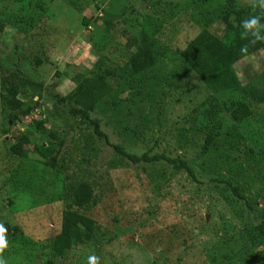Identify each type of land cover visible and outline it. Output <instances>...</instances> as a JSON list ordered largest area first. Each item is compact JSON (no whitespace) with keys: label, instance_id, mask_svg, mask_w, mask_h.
I'll return each instance as SVG.
<instances>
[{"label":"rangeland","instance_id":"rangeland-1","mask_svg":"<svg viewBox=\"0 0 264 264\" xmlns=\"http://www.w3.org/2000/svg\"><path fill=\"white\" fill-rule=\"evenodd\" d=\"M235 2L240 7L254 6L264 13L259 0ZM14 3L15 0H0L2 15L11 20L24 22L25 19L32 27L27 30L28 35L21 28H12L0 36L2 69L16 66L23 77L43 85L46 90L43 94L65 98L75 88L72 78L90 70L99 58L103 70L114 72V79L110 80L113 88L111 99H121L126 103L122 115L117 109L105 113L103 106L91 114L92 118L100 120L108 145L104 140L93 137L89 125L75 123L63 104L57 110L64 114L61 119L52 118L48 102H41L38 109L19 123H13L9 121V111L0 99V224L18 230L16 234L5 233L8 247L3 257L7 264H88L91 255L98 256V264H211L212 257H217L218 264H264V257L259 256L262 248L252 250L239 243V237H235V242L231 241L229 246L222 244L236 227L231 225V220L238 222L235 217L240 210L236 206L224 202L228 205L225 207L228 216L222 218L223 223L216 218L218 230L209 238L190 232L181 235L175 209L159 197L157 184L153 183L158 169L119 163L114 160L116 157L110 146L125 145L127 139L122 130L135 128L136 136L141 134L147 146L139 143L134 147V153L148 151L152 141L158 140L151 154L165 153L183 158L196 154L197 149H187L189 146L186 150L179 149L180 143L171 133L178 126L182 127L185 121L189 122L186 128H192V134L188 138L193 137L189 140L193 142L194 132L203 126L201 114L208 109L213 96L195 76L178 65L169 66L163 58L151 72L132 76L128 70L132 52L125 44L127 37L139 38L142 33L153 38L152 30L161 26V36L157 37L161 51L183 46L194 35V29L197 30L195 22L200 15L216 22L209 30L221 37L223 31L219 19L225 0H22V5ZM190 3L194 5L188 10ZM84 19L90 20L87 26L83 24ZM105 21L112 23L113 31L105 30ZM37 60L40 64H36ZM235 71L244 82L246 78L250 80L251 76L264 73L263 54L244 59L235 66ZM128 83L134 87L127 88ZM136 86L140 87L137 89ZM31 95L27 90L26 98L20 99L28 101L33 98L36 102L37 98ZM228 97L227 93L218 95V104ZM132 104H136L143 115L154 112L153 121L147 127L142 125L143 116L137 117L130 112ZM157 109L162 110L160 117L155 116ZM42 120H46L44 131L37 128V122ZM232 123L228 119L225 125L229 127ZM6 124L10 126L8 131ZM242 129L244 143L239 144L241 154L236 156L238 158L232 152L223 154L237 163L216 165L201 159L196 166L215 172L219 178L228 177L229 172L234 174L235 168L241 170L246 167L247 159H250L243 155L247 146L258 151L264 145V112L247 121ZM26 132L30 138V145L24 149L26 157L13 156L10 147ZM49 132L59 139L67 135L55 170L48 167L49 162L46 166L40 163L38 155L40 152L45 154L41 148L50 149L46 143ZM201 142L199 140L198 144ZM235 163L239 165L235 166ZM261 171V175L254 173L249 176L246 179L248 184L243 180L240 184L246 188L247 196L259 203V215H264V168ZM66 177L93 185L97 203L87 216L100 227L97 238H101L100 234L116 232V229L129 230L99 252L93 244L83 249L73 247L55 260L51 246L63 209L58 200L67 184ZM165 185L161 182L159 186ZM216 192L221 199L228 194L223 188H217ZM156 208L158 212L149 225L139 231L130 229L143 222L147 212L152 213ZM204 217L207 221L211 219L209 215ZM114 219L118 222L115 223ZM216 246L218 251L213 249Z\"/></svg>","mask_w":264,"mask_h":264},{"label":"trees","instance_id":"trees-1","mask_svg":"<svg viewBox=\"0 0 264 264\" xmlns=\"http://www.w3.org/2000/svg\"><path fill=\"white\" fill-rule=\"evenodd\" d=\"M3 1L11 2V0ZM20 2L22 0H15L16 4H20ZM193 5L194 3H190L187 6L188 10ZM253 7L250 5L240 7L235 0H225L224 5L221 7L219 19L223 31L221 37L216 36L209 30L216 22L213 23L207 16L200 15L199 20L195 22L198 31L194 29L195 33L190 37V40L183 46L173 47L165 51L160 50L162 46L157 42V37L161 36V26L152 30L153 38L144 33L139 38L127 37L125 47L132 52L128 61V70L132 76L136 77L151 72L156 68L158 61L163 58L169 66L178 65V67H183L190 75L195 76L199 84L213 96V101L211 100L208 109L204 111L203 115L201 114L203 126L200 130L194 132L196 136L193 142H189L190 138L193 137L188 138L190 133L192 134V128H186L190 124L189 122L185 121L182 127L178 126L171 133L179 141V149L186 150L189 146L187 149H197L195 155L188 154L189 157L183 158L178 155L173 157L165 153L151 154L157 147L158 140L152 141V145L147 147L148 151L142 154L134 153L133 149L139 143L147 146L146 140L141 134L136 136L137 131L135 128L122 130L127 139L125 145L110 144V146L116 157L114 160L117 159L119 163L136 167L139 165L154 166L156 167L153 168L154 170L158 169L156 170V181H153V183L157 184L159 197L165 200L166 202H164L168 203L172 209H175L177 225L182 230L181 235L188 232L192 235L204 234L202 237L207 238L214 235L218 230L215 220L218 218L222 222L224 221L222 218L228 216L225 208L228 205H225L224 202H229L240 211L237 214L238 217H235L238 222L236 223L235 220L230 222L231 225H236V227H233L234 231L222 244L229 246L230 243L235 242V237H239L241 241L239 243L247 245L252 250L262 248V253L259 256L263 258L264 215H259L257 210L259 203L247 196L245 193L246 188L240 184V181L243 180L248 184L246 179L249 176L254 173L262 174L264 145L258 151L247 146L243 154L245 158H250L247 159V166L241 170L235 168V173L229 172V176L226 178H219L215 172L208 169L202 170L196 166L197 161L201 159L211 161L216 165L217 163L233 165L232 162H236V160L229 159L227 155L224 156L223 154H225V151L232 152L234 157L238 158L236 156L241 154L239 144L244 143V137L241 133L244 124L264 112V73L251 76L252 79L250 80L246 78L244 82L235 71V66L244 59L258 53L264 56V41L254 42L250 36H242L244 31L242 22L244 20L258 15L261 18V23H264V13ZM89 23V19L83 20L85 26ZM31 27L30 21L27 22L25 19L24 22L19 19L11 20L0 12V36L7 29L17 30L21 28V31L23 30L26 33L27 30H31ZM103 27L106 31H113L111 22L105 21ZM26 34L28 35V32ZM98 59L90 70L83 74H76L72 78L75 88L65 98L57 95L48 97V93L43 94L45 90L43 85L31 82L23 77L16 66L4 69L0 66V99L9 111V121L19 123L23 118L38 109L41 102H48L51 107L49 112L52 118L61 119L64 114L57 110L60 109L59 105L63 104L69 117H72L75 123L89 125L93 137L100 141L104 140L105 144H108V137L101 130L100 120L92 118L91 114L96 108L100 109L103 106L105 113H112L117 109L119 114L122 115L124 103L126 102L121 99L117 101L111 99L110 95L113 88L110 85V80L114 79V72L103 70L101 68L102 62ZM36 64H40V60H37ZM58 76L59 74L56 77ZM131 86L129 83L126 84L127 88L134 87ZM138 87L140 86L135 88L138 89ZM27 90L31 91V97L37 98L36 102L33 101V98L28 101L20 99V97L26 98ZM221 93H227L229 97L218 104L217 96ZM240 95L242 96L239 97ZM157 111H155V116L160 117L162 110L157 109ZM130 112L136 114L137 117L138 115L143 116L142 125L144 128L153 121L154 112L153 114L143 115L142 112H139L136 104H132ZM228 119L233 123L231 126L226 127L225 123ZM45 122L46 120L37 122V128L44 131L43 125ZM9 128L10 126L6 124L7 131ZM5 132L4 134H6ZM66 138L67 135H62L59 139L56 134L49 132L46 143L50 149L43 150L41 148L43 152L45 151V154L41 152L38 154L40 163L46 166L49 162L48 167L55 170L62 150L65 148ZM199 140H202L201 145L198 144ZM28 145H30V138L26 132L15 139L14 144L10 147V152L13 156L25 158L24 149ZM222 148H225V150L223 151ZM35 151L38 153L37 150ZM46 152H50V154H46ZM250 161H254V163L252 164ZM238 165L239 163L235 166ZM66 180L67 184H65L58 200L63 204V209L57 223L58 232L53 237L51 246L53 259L63 257L73 247L83 249L91 244L96 246L95 250L99 252L103 246L109 245L118 238V235L122 236L128 233L129 229H116V232L100 234L101 238H97L100 227L87 216L89 210L97 203L94 197L93 185L74 177H66ZM159 182H164L166 185L160 187ZM217 188H223L227 191L228 194L223 198L224 200L217 195ZM157 212V208L152 213L147 212L146 219L130 229L135 231L143 229V227L149 225L150 221L154 220L153 218ZM204 215H209L211 219L207 221ZM114 222L117 223L118 220L114 219ZM3 226L7 229L6 233L10 231V234H16L18 232L17 228H9L7 224H3ZM239 243L238 246H240ZM213 249L218 251L217 246ZM96 257L98 256L96 255ZM262 261L264 262V258ZM210 262L211 264H218L217 257H212Z\"/></svg>","mask_w":264,"mask_h":264},{"label":"clouds","instance_id":"clouds-1","mask_svg":"<svg viewBox=\"0 0 264 264\" xmlns=\"http://www.w3.org/2000/svg\"><path fill=\"white\" fill-rule=\"evenodd\" d=\"M259 6L264 8V0H259ZM244 29L242 36L251 37L255 41H264V23H261L260 16H251L249 19L242 22ZM7 229L0 224V264H7L3 257L4 250L8 247V240L5 233ZM88 264H98V257L91 255L88 257Z\"/></svg>","mask_w":264,"mask_h":264}]
</instances>
